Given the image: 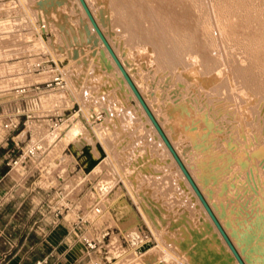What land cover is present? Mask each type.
Returning a JSON list of instances; mask_svg holds the SVG:
<instances>
[{"label": "rangeland", "instance_id": "obj_1", "mask_svg": "<svg viewBox=\"0 0 264 264\" xmlns=\"http://www.w3.org/2000/svg\"><path fill=\"white\" fill-rule=\"evenodd\" d=\"M103 1L85 0L101 33L240 257L245 264H264V96L248 90L239 74L249 63L245 49L229 39L222 42L223 28L210 10L209 27L217 39L213 56L219 67L210 69L207 86L193 78L173 86L168 73L160 71L156 63H149L155 62L153 55L146 57V49L132 47L127 35L123 36L127 33L111 23L110 12L107 13L110 10ZM139 49L144 51V59L150 57L145 60L150 66L144 63ZM74 51L78 52L77 57L71 56ZM199 56L193 59L202 60ZM50 62L52 70L57 71L51 70ZM57 74L65 80L64 89L55 84L51 88L41 85L40 90L33 87L36 81L44 83ZM185 87L191 88L183 92ZM179 110L176 115H182L180 124L174 126L173 115ZM76 114L88 118L98 137L92 133L94 147L101 144L107 162L118 172V179L109 182L107 192L100 189L103 174H87L82 180L76 175L74 181L78 180V186L84 187L90 179L95 180L94 187L97 184L96 191H89L85 204L90 206L97 198L105 202L116 189L114 200L125 197L133 210L126 216L120 214L119 208L111 211L112 215L108 210L101 214L103 218L98 224L102 225V240L110 245L112 264H197L191 259L189 247L192 231L204 232L208 240L216 239L210 247L214 245L224 255L232 254L231 264H239L81 1L0 0V139L4 132L14 129L13 120L17 117L20 125L16 122V129L33 132V145H41L43 151L60 131L72 126L71 117ZM59 118L66 123L56 127ZM38 123L45 127L42 135L35 129ZM83 130L86 136L88 130ZM87 139L92 141V136ZM68 142L72 149L74 143ZM62 144L63 141L59 146ZM93 194L97 195L94 199ZM5 202L0 201V213ZM149 202L160 210L163 221L159 220V227L144 209L143 204L149 207ZM127 222L129 227L124 228ZM106 227L109 230L104 237ZM5 235L1 228L2 247ZM31 235L34 233L27 230L24 237ZM146 244H151V251L138 253V247Z\"/></svg>", "mask_w": 264, "mask_h": 264}, {"label": "bare ground", "instance_id": "obj_2", "mask_svg": "<svg viewBox=\"0 0 264 264\" xmlns=\"http://www.w3.org/2000/svg\"><path fill=\"white\" fill-rule=\"evenodd\" d=\"M104 1L107 2V10L108 8L110 10L107 13L109 14L110 12L111 23L113 22L112 24L117 27L115 28H120L124 34L127 33L123 36L127 35L126 40L132 47L139 46L143 50L146 49L147 53L142 50L144 56L145 54L147 55L146 57L153 55L155 62L151 61L149 63L151 65L156 63V67H160L159 70L161 69L162 72L168 73L173 86L183 85L188 78H193L196 82L207 86L210 81L207 77L210 69L219 67L218 60L213 56V51L217 47V39L209 27L208 21L209 12L212 10L220 22L219 27L223 28L221 34L222 42H224L223 40L226 42L229 39V41L232 40L239 47L245 49L249 63L239 74H241L246 88L264 96V0ZM102 9H104V6ZM106 17L109 18V16ZM120 29L119 31H121ZM141 49H139L140 52ZM143 52L139 54L143 56ZM196 54L197 56L200 55L199 57L202 60L199 61L202 64L196 60ZM71 56L77 57L78 52L74 51ZM103 56H107L106 53ZM146 57L143 60L144 63L145 60L149 61L150 58L146 59ZM153 57L151 60H153ZM193 58L196 59L194 60ZM148 61H146V65ZM194 61L198 62L194 64ZM199 66L200 68L202 67V71ZM152 67L154 68V66ZM191 67L193 68L192 70L189 69ZM179 68H182L180 70L183 71H189L184 73ZM189 88L191 87H188V89L186 87L183 88V92L188 91ZM181 110L183 112V109ZM179 112L180 110L177 113L176 111L174 112V126L178 125V123L180 124L178 120L181 119L182 115L178 118ZM175 115L177 118H175ZM85 117L77 114L72 116V122L70 121L72 126L65 130L66 138L73 142L74 145H77L75 148L81 151V161L85 164L84 170L79 173L77 178L81 180V177H85L87 174L92 176L93 174H103L100 181V189L107 192L109 190V182L113 179H118V172L112 164L110 166L107 162L106 152L101 144L96 142L97 147H94L96 130L94 131L95 133L92 132L93 130L90 128L92 124H88V118ZM83 127L88 130L86 136L85 133L83 134ZM91 136L92 141H89L87 138ZM58 151H61V147L58 148ZM19 168L16 167L15 169L19 170ZM106 168L108 170L105 173L104 170ZM149 204L148 207L144 203V209L154 225L159 227V220L163 219L160 210L153 204L151 205L150 202ZM126 226L129 227V225ZM203 233L192 231L191 245L189 246L192 261L197 264H231L233 262L232 254L224 255L214 245L210 247L209 244L215 242L216 239L212 240L211 238V240H208L206 236H203ZM150 251L151 249L148 250V252Z\"/></svg>", "mask_w": 264, "mask_h": 264}, {"label": "crops", "instance_id": "obj_3", "mask_svg": "<svg viewBox=\"0 0 264 264\" xmlns=\"http://www.w3.org/2000/svg\"><path fill=\"white\" fill-rule=\"evenodd\" d=\"M16 122L20 125L17 117L13 120L14 124ZM39 125L36 124L35 129L42 135L45 127ZM24 129H9L0 139V201H6L0 213V226L6 232L2 237L3 247L0 244V264H35L45 258L48 264H112L110 245L101 236V214L106 210L114 213L119 208L120 214L131 215L132 206L125 197L114 200L116 189L109 193L112 197L105 202L97 198L90 206L85 204L89 191H96L95 180L90 179L84 187L75 183L74 178L82 173L84 164L80 151L75 147L70 149L72 144L65 130L60 131L43 151L25 161L19 170L11 171L7 164L10 152L19 148L22 153L34 144L35 134ZM25 132L26 137H23ZM61 141L63 144L59 146ZM58 146L62 151H58ZM96 197L94 195L93 199ZM96 207L101 208L99 215L94 213ZM126 225L124 228H128ZM27 230L34 235L24 237ZM108 230L106 227L104 237ZM85 237L98 242L103 251L90 252L83 241ZM141 248L138 247V253ZM3 255L8 256L5 261Z\"/></svg>", "mask_w": 264, "mask_h": 264}, {"label": "water", "instance_id": "obj_4", "mask_svg": "<svg viewBox=\"0 0 264 264\" xmlns=\"http://www.w3.org/2000/svg\"><path fill=\"white\" fill-rule=\"evenodd\" d=\"M81 4L83 5L87 15L89 16L94 28L96 29L97 33L99 34V36L101 37L103 43L105 44V46L107 47V49L109 50L111 56L113 57V59L115 60V62L117 63L118 67L120 68L123 76L125 77L127 83L129 84L130 88L132 89L133 93L135 94V96L137 97V99L139 100L140 104L142 105L143 109L145 110V112L147 113L148 117L150 118L151 122L153 123V125L155 126V128L157 129V131L159 132L160 136L162 137L163 141L165 142V144L167 145L168 149L170 150V152L172 153L173 157L175 158V160L177 161L179 167L181 168L183 174L185 175V177L187 178L188 182L190 183L191 187L193 188V190L195 191L197 197L199 198V200L201 201L202 205L204 206V208L206 209L207 213L209 214V216L211 217L213 223L215 224V226L217 227V229L219 230V232L221 233V235L223 236L225 242L227 243V245L229 246V248L231 249L232 253L235 255V257L237 258L239 264H245V262L243 261V259L240 257L239 253L237 252L236 248L234 247L233 243L231 242L229 236L227 235V233L225 232V230L223 229L222 225L220 224V222L218 221L217 217L215 216V214L213 213L211 207L209 206V204L207 203L205 197L203 196V194L201 193L200 189L198 188V186L196 185L195 181L193 180V178L191 177V175L189 174L188 170L186 169V167L184 166L183 162L181 161V159L179 158V156L177 155L175 149L173 148V146L171 145V143L169 142L167 136L165 135V133L163 132L162 128L160 127L159 123L157 122L156 118L154 117V115L152 114V112L150 111L149 107L147 106V104L145 103V101L143 100V97L141 96V94L139 93L137 87L135 86V84L133 83V81L131 80L130 76L128 75V73L125 71L124 67L122 66L121 62L119 61V59L117 58V56L115 55V53L113 52V50L111 49L110 45L108 44L107 40L105 39V37L103 36V34L101 33L93 15L91 14L85 0H80ZM73 147H77V145H73ZM152 246L151 244H146L144 245V247L141 248V252H145L146 250L150 249Z\"/></svg>", "mask_w": 264, "mask_h": 264}, {"label": "built area", "instance_id": "obj_5", "mask_svg": "<svg viewBox=\"0 0 264 264\" xmlns=\"http://www.w3.org/2000/svg\"><path fill=\"white\" fill-rule=\"evenodd\" d=\"M51 63V62H50ZM40 66V64L38 65ZM53 65L51 63V70L53 69L52 68ZM58 69L56 70H52V71H57ZM64 78L60 75V74H57L52 80H49V81H46L44 83H38V84H35V86L33 85V87H35V90H40L41 89V85H46L47 88H51L53 87V85H57L60 87V89H64L65 88V85H64ZM53 121V120H52ZM64 123H63V119H57L56 122H55V126H62ZM14 129H16L18 127V125L14 124L13 125ZM9 126H6V128H8ZM43 148L41 147V145L39 144H35V145H32V147L30 149H28V152H22V153H19V148L18 149H13L11 152H10V158L8 160V166L10 167V170H15L16 166L17 165H20L22 166L23 163L26 161V159L30 158V157H33L35 156L38 152H40ZM94 213L99 215L101 213V208L100 207H96L94 209ZM83 241L85 243V246L87 247V249L90 251V252H95V251H98V250H101L103 251L102 249V246L94 241V240H91V239H88V238H83ZM7 255H3L2 257V260L5 261L7 259ZM48 258H45L43 259L42 261H38L37 263L35 264H48ZM92 264H99L97 262L95 263H92Z\"/></svg>", "mask_w": 264, "mask_h": 264}]
</instances>
